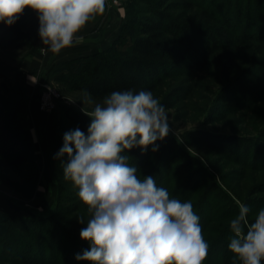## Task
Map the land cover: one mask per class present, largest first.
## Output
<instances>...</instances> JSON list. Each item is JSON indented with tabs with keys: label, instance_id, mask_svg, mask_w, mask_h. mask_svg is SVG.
Listing matches in <instances>:
<instances>
[{
	"label": "trees",
	"instance_id": "obj_1",
	"mask_svg": "<svg viewBox=\"0 0 264 264\" xmlns=\"http://www.w3.org/2000/svg\"><path fill=\"white\" fill-rule=\"evenodd\" d=\"M124 2L127 19L115 40L106 47H94L88 53L52 62L39 75V81H46L57 66H66L70 69L68 79L73 90L84 91L93 99L102 100L113 91L159 92L170 80L211 68L217 69V73L228 80L230 72L223 68V64H234L240 57L248 60L261 55L262 60L258 61L264 65V0ZM144 4L147 5L148 14H141ZM32 27L30 35L36 44L40 40L39 27ZM11 32L14 30L11 29ZM12 73L13 70L0 63V184L16 191L22 180L33 193L40 180L41 169L29 124L28 106L32 103L38 107L42 85L37 84L33 95H29L21 81L22 65L16 74ZM241 76L238 75L233 81L228 80L224 89L228 90L235 84L236 91H239L237 85L242 80ZM180 83L167 92L161 103L165 109L182 99V92L186 89L184 83L187 82L182 80ZM191 87L187 86V93L192 91ZM57 111L60 150L64 134L79 128L87 135L91 119L86 115L88 111L70 106L61 99L57 100ZM199 137L208 141L211 148L223 150L216 144L221 139L227 143L224 151L230 155L243 151L248 154L247 161L250 159V163L258 164L250 167L264 168L262 138L214 134L205 130L199 131ZM156 146L158 149L153 152ZM122 154L129 156L128 163L137 168V176L141 180L153 176L157 186L161 187L159 182L170 177L168 184L163 186L170 196L183 190V193H187L186 200L192 198L191 192L188 194L195 175L192 169L202 165L198 157L171 133L146 150L133 148ZM62 161H67L66 155L58 159L51 170L58 191L46 207L49 212L39 213L29 207L23 213L0 210V264H87L75 258L90 247L87 241L80 238V231L86 222L81 224L65 219L58 209L52 210L64 198ZM175 179L181 180L179 188L170 184ZM227 197L231 205L227 202L215 207L218 211L227 210V213L212 220H227L228 223H219L209 238L208 256L203 264H232L233 255L228 252V247L223 248V244L231 230L227 224L236 215L233 210L236 203L231 195L227 194ZM236 206L238 209L239 205ZM79 208L80 205H74V210Z\"/></svg>",
	"mask_w": 264,
	"mask_h": 264
},
{
	"label": "clouds",
	"instance_id": "obj_2",
	"mask_svg": "<svg viewBox=\"0 0 264 264\" xmlns=\"http://www.w3.org/2000/svg\"><path fill=\"white\" fill-rule=\"evenodd\" d=\"M106 0H0V23L12 26L25 9L37 14L41 51L53 54L83 40L80 33L105 11ZM32 83L37 79L31 77ZM87 135L66 132L56 159L78 189L90 218L80 238L90 247L76 260L88 264H203L209 244L191 201L172 198L153 176H137L122 154L146 150L170 132L165 107L149 90L113 91L86 113ZM158 146L152 151H157ZM244 203L230 221L232 264H261L264 259V209L249 219ZM84 224V218H78Z\"/></svg>",
	"mask_w": 264,
	"mask_h": 264
},
{
	"label": "rangeland",
	"instance_id": "obj_3",
	"mask_svg": "<svg viewBox=\"0 0 264 264\" xmlns=\"http://www.w3.org/2000/svg\"><path fill=\"white\" fill-rule=\"evenodd\" d=\"M107 5L108 7L105 8L102 15L90 21L78 33L79 36L83 37V40L61 50L58 54L41 51L46 47L42 45L41 38L38 43H33V36L30 35V32L33 25L39 27V20L36 13L30 9H25L14 25L7 26L0 23V63L13 70L14 73L12 74H16L25 61L36 60L39 53H42V58L47 56L48 60L54 58L55 62H58L80 53H88L94 47L108 46L117 38L121 31L120 28L127 18L124 0H117L116 3L107 0ZM145 6L147 5H143L144 9L141 14H148ZM11 29L14 30L13 33ZM258 60H262L261 55H256L248 60L240 57L235 60L234 64H223L225 70L229 69V81H233L235 77L242 75V80L237 85L239 91H236L235 84L228 90L224 89L228 80H224L223 76L217 73V69L214 68L192 72L168 82V84L175 82L174 85L182 84L180 83L182 80L187 82L184 83L186 89L182 92V99L173 107L166 109L170 127L169 133L175 136L190 153L198 157L202 165L192 169L195 175L188 193L191 192L192 198L186 200L187 193H183V190L171 197L179 199L181 202H192L193 210L200 218L202 230L205 227L203 234L207 242L219 223H228L227 220H221V222L212 220V218L221 217L227 213V210L223 209L222 212L215 208L218 204L227 202L228 205L232 204L229 202L227 194L232 196L236 204L244 203L251 209L250 220L259 210L264 209V168H260V166L258 169L250 167L258 164L250 163V159L247 161L248 154L243 151L234 155L224 151L227 149V143L221 139L216 144L223 150L216 147L211 148L208 141L199 137V131L205 130L214 134L254 136L264 140V65H261L262 63L260 64ZM40 62L42 63L43 60ZM52 62L49 65L53 64ZM49 65L43 66L37 72L38 80L39 75L43 74ZM53 70L49 73L46 81L42 83L57 89L62 94L61 100L63 102L88 112L93 110L95 104L102 103L103 99H93L84 91L71 88L68 79L70 69L68 67L57 66ZM190 78L192 79L189 80ZM168 84L166 87H162L159 92L153 93L154 97L161 103L167 92L174 86ZM188 85H192V91L187 93ZM45 89L42 86L41 93ZM53 110H57V106ZM53 110L40 111L49 113ZM35 145L38 151L41 176L33 193L22 180H20V188L16 191L0 184V195L7 197L16 206L15 213H23L27 207L36 209L39 213L49 212L46 207L50 200L57 195L58 186L53 181L51 170L58 160L55 157L59 152V140L58 150L48 141L44 143L39 141ZM42 155L45 158H42ZM169 180L170 177H167L159 184L162 185L161 187L166 186ZM179 183L181 180L175 179L170 184L179 188ZM62 184L64 185V198L59 200L52 210L58 209L60 216L65 219L79 221L78 218L83 217L84 221L87 222L90 214L87 206L78 197V189L69 180H64ZM76 204L80 205V208L74 210ZM236 204L233 206L235 214L238 212ZM230 231L224 239L223 248L225 249H227L233 236L232 231L231 233ZM228 252L233 255L229 247ZM261 262L263 264L264 259Z\"/></svg>",
	"mask_w": 264,
	"mask_h": 264
},
{
	"label": "crops",
	"instance_id": "obj_4",
	"mask_svg": "<svg viewBox=\"0 0 264 264\" xmlns=\"http://www.w3.org/2000/svg\"><path fill=\"white\" fill-rule=\"evenodd\" d=\"M48 55V54H47ZM39 57L36 60H27L22 64L23 76L21 78L22 84L25 87L27 94L33 95L36 87V83H32L31 77L37 79V72H39L43 66L47 67L54 58H42V53L38 54ZM43 62L41 63L40 61ZM28 119L31 130L33 132L35 144L39 141L44 143L45 141L53 144L54 148L58 150L59 140V113L57 110L46 113L39 110L32 103L28 106ZM48 139V140H47ZM36 146V145H35ZM38 160V151L35 149ZM42 158L44 155L41 156ZM45 158V157H44ZM39 162V161H38ZM0 210L15 213L16 206L12 204L7 197L0 195ZM15 210V211H14Z\"/></svg>",
	"mask_w": 264,
	"mask_h": 264
},
{
	"label": "built area",
	"instance_id": "obj_5",
	"mask_svg": "<svg viewBox=\"0 0 264 264\" xmlns=\"http://www.w3.org/2000/svg\"><path fill=\"white\" fill-rule=\"evenodd\" d=\"M112 3H116L117 0H109ZM37 84L45 87V91H43L40 95L39 108L40 110H53L57 106V100L62 98V94L58 92L57 89L48 86L45 83L40 82L37 79Z\"/></svg>",
	"mask_w": 264,
	"mask_h": 264
}]
</instances>
